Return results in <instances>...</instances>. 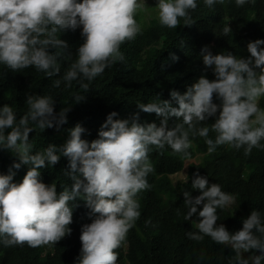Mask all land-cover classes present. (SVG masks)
Masks as SVG:
<instances>
[{
	"label": "clouds",
	"instance_id": "obj_1",
	"mask_svg": "<svg viewBox=\"0 0 264 264\" xmlns=\"http://www.w3.org/2000/svg\"><path fill=\"white\" fill-rule=\"evenodd\" d=\"M225 0H203L208 8ZM248 0H235L239 7ZM145 7V0H0V65L12 71L32 66L45 76L60 72L57 49L66 47L57 33L80 28L83 42L76 50V59L62 76L64 87L73 81L88 91V83L122 60L119 51L125 41L133 40L140 32L135 13ZM197 0H156L158 21L175 29L179 23L191 26V11ZM231 32L225 24L222 34ZM264 40L246 44L248 57L231 52L213 54L208 46L200 50L205 68L211 69L215 79L199 77L183 94L170 90L168 100L157 99L137 103L145 113L160 118L155 123H138L139 113L130 119H113L116 112L107 114L100 125L97 138L81 139L85 132L79 124L68 130L63 144H48L42 151L32 152L28 134L35 128L57 129L66 123L70 107L54 112L55 100L49 95H27V111L17 118L13 108L0 106V150H8L16 160L6 174H0V244L5 247H37L54 244L70 234L75 201L82 200L90 209V223L81 225L80 250L74 264H116L114 251L125 240L129 228L140 216L137 193L150 188L147 176L153 171L148 153L167 145L182 158L190 156V137L204 138L207 153L219 145H227L247 155L253 147L264 148V111L258 98L264 96ZM50 49L52 51H50ZM61 79L53 81L59 87ZM213 95L220 101L213 103ZM76 102L83 95L74 97ZM175 104L176 106H173ZM219 109V111H218ZM218 111V115H217ZM169 117L178 122L166 128ZM214 117L210 125L201 124ZM7 134H5V130ZM215 137L209 138V131ZM67 159L64 173L72 181L59 193L54 183L40 179V169L53 166L60 157ZM21 165L28 166L19 183L13 182ZM191 188L198 190L194 198L183 191L187 208L184 220L195 213L198 232L186 231L192 240L208 236L214 243L230 247L235 253L229 264H261L264 260V217L252 209L242 219L239 230L229 232L217 223V209L235 201V195L221 190L217 183H209L207 176L193 174ZM199 206V211L197 210ZM258 251L242 258V253Z\"/></svg>",
	"mask_w": 264,
	"mask_h": 264
},
{
	"label": "trees",
	"instance_id": "obj_2",
	"mask_svg": "<svg viewBox=\"0 0 264 264\" xmlns=\"http://www.w3.org/2000/svg\"><path fill=\"white\" fill-rule=\"evenodd\" d=\"M191 16V26H184L181 22L175 29H170L162 26L158 18L144 23L135 13L140 32L133 40L120 45L122 60L114 61L91 82L84 81L89 85L87 92L76 81L65 88L62 80L83 42L80 28L57 33V37L66 44V47L56 50L60 53L57 58L60 72L49 77L32 66L12 71L0 65V106L10 105L17 118L27 111V95L53 97L56 102L54 112L70 107L66 123L59 129L54 125L41 131L33 126V131L28 134L33 153L42 151L48 144H63L68 130L76 124L85 129L81 139L91 142L97 138L107 114L113 111L117 113L114 120L130 119L133 113L138 112V123L159 126L160 118L155 113L142 112L136 104L168 100L170 90L183 94L201 76L215 79L210 67L205 68L202 64L199 55L202 47L208 46L213 54L227 51L246 58L249 55L246 44L256 39L264 40V0H248L239 7L235 0H225L212 8L205 6L203 0H197ZM225 24L231 30L227 35L222 34ZM56 79H61L59 87L53 86ZM76 95H83V99L76 102ZM213 103H220L215 95ZM258 104L264 111V96L258 98ZM177 122L176 118L169 117L166 128L174 127ZM213 122L214 117H209L201 124ZM208 136L214 139L215 133L210 130ZM190 139L192 145L187 150L190 153L188 158L174 154L167 145L159 150L153 148L148 153L153 166V171L147 176L150 188L137 193L140 216L129 228L125 240L114 250L117 253L116 264H229L235 255L230 247L218 245L206 235L196 241L185 234L186 231L198 232L192 222L193 218L198 220L195 213L189 220H184L187 208L182 195L183 191H188L193 198L199 195L198 190L191 188L194 173L207 176L210 184L217 183L222 191L235 195L231 207L227 205L217 209V223L223 224L230 233L241 228L242 219L252 209L260 211L264 217V148L253 147L245 155L243 147L237 150L219 145L213 153H207L204 138L196 136ZM260 143L264 144V140ZM196 155H201V159L188 166L187 180L173 185L170 175L180 172L184 162ZM15 160L8 150H0V174H6ZM27 167L21 165L19 169H13V182L22 180ZM66 171L67 159L61 156L53 166L46 165L40 169V179L46 185L54 183L59 193L72 183L64 174ZM75 203L70 234L54 244L35 248L26 244L9 247L0 244V264H74L81 246V225L91 222L90 209L82 200L77 199ZM250 254L258 255L259 252L250 250L242 253V258Z\"/></svg>",
	"mask_w": 264,
	"mask_h": 264
},
{
	"label": "rangeland",
	"instance_id": "obj_3",
	"mask_svg": "<svg viewBox=\"0 0 264 264\" xmlns=\"http://www.w3.org/2000/svg\"><path fill=\"white\" fill-rule=\"evenodd\" d=\"M155 3H156V0H145V7H143L142 9L136 12L142 18L144 23H148L153 18H158L157 9L155 8ZM258 107H259V104H258ZM200 159H201V155H196L192 159L186 160L180 172L170 175V179L173 185L181 184L185 182L187 180L188 166L191 164H197L200 161ZM231 205L232 204H230L229 207H231ZM192 222L195 225V222H198V220L196 218H193Z\"/></svg>",
	"mask_w": 264,
	"mask_h": 264
}]
</instances>
